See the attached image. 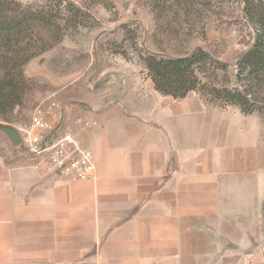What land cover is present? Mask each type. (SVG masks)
Here are the masks:
<instances>
[{
  "label": "crops",
  "instance_id": "obj_1",
  "mask_svg": "<svg viewBox=\"0 0 264 264\" xmlns=\"http://www.w3.org/2000/svg\"><path fill=\"white\" fill-rule=\"evenodd\" d=\"M94 81L61 91L56 117L94 151L92 179L37 169L0 129V264L241 260L239 196L256 172L249 117L157 92L112 100L117 89Z\"/></svg>",
  "mask_w": 264,
  "mask_h": 264
},
{
  "label": "rangeland",
  "instance_id": "obj_2",
  "mask_svg": "<svg viewBox=\"0 0 264 264\" xmlns=\"http://www.w3.org/2000/svg\"><path fill=\"white\" fill-rule=\"evenodd\" d=\"M20 1L23 9H36L47 6L53 0ZM66 2L79 8V26L75 28L74 23L71 24L62 41L52 42L48 50L25 64V80L19 90L21 104L17 103L14 107L8 105L6 110L0 108V125L28 123L35 109L45 104L49 94L56 92L58 98L61 91L74 86L76 78L88 77L95 80L94 86L106 84L112 89L116 88L112 100L118 99L123 93L133 92H144L146 96L152 97L154 92H159L146 67L144 59L148 54L182 57L203 48L214 59L227 63L231 75L237 67L238 58L252 46L254 40L253 28L244 13L243 0ZM223 75H219V84L224 83ZM10 91L12 88L6 81L2 83L0 77V100L5 102L3 94L8 95ZM160 99L154 97L152 101L158 102ZM201 99V94L194 91L185 99L176 100L178 103L186 100L195 103ZM230 107L236 109L237 106ZM247 117L248 128H245L244 134H249L250 144L255 150L253 158L256 172L249 173V186L242 187L239 196L241 260L209 259L200 264H264V114L254 112ZM77 125L91 128L83 123ZM73 126L71 124L61 129H72L81 140L78 130H74ZM234 200L236 205L237 197ZM227 202L226 199L225 204ZM225 246L238 249L236 244L226 243ZM190 262L186 261L187 264Z\"/></svg>",
  "mask_w": 264,
  "mask_h": 264
},
{
  "label": "trees",
  "instance_id": "obj_3",
  "mask_svg": "<svg viewBox=\"0 0 264 264\" xmlns=\"http://www.w3.org/2000/svg\"><path fill=\"white\" fill-rule=\"evenodd\" d=\"M243 3L254 40L238 58L233 73L230 75L227 63L214 59L203 48L182 57L148 54L144 59L146 67L161 95L183 99L198 91L204 101L215 107L237 106L246 115L264 114V0ZM78 17L79 8L66 0H53L36 9H23L20 0H0V77L12 88L8 95L3 94L5 102L0 100V108L21 104L23 67L48 50L52 42L62 41L71 24L78 27ZM220 73L225 78L221 84Z\"/></svg>",
  "mask_w": 264,
  "mask_h": 264
},
{
  "label": "built area",
  "instance_id": "obj_4",
  "mask_svg": "<svg viewBox=\"0 0 264 264\" xmlns=\"http://www.w3.org/2000/svg\"><path fill=\"white\" fill-rule=\"evenodd\" d=\"M44 102L28 123L14 126L21 137L19 151L45 173L53 172L71 180L92 179L96 170L94 151L72 129L59 128L56 117L61 105L56 92ZM81 123L92 127L91 121Z\"/></svg>",
  "mask_w": 264,
  "mask_h": 264
},
{
  "label": "water",
  "instance_id": "obj_5",
  "mask_svg": "<svg viewBox=\"0 0 264 264\" xmlns=\"http://www.w3.org/2000/svg\"><path fill=\"white\" fill-rule=\"evenodd\" d=\"M0 129L8 135L14 145L18 146L21 144L20 134L14 126L0 125Z\"/></svg>",
  "mask_w": 264,
  "mask_h": 264
}]
</instances>
